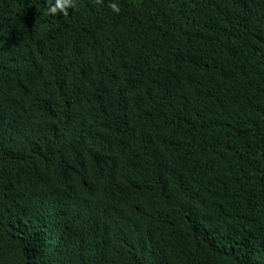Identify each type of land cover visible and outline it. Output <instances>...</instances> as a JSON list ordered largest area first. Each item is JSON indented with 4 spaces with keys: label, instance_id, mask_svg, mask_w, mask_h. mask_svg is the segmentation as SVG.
<instances>
[{
    "label": "trees",
    "instance_id": "obj_1",
    "mask_svg": "<svg viewBox=\"0 0 264 264\" xmlns=\"http://www.w3.org/2000/svg\"><path fill=\"white\" fill-rule=\"evenodd\" d=\"M48 7L0 0V264H264V0Z\"/></svg>",
    "mask_w": 264,
    "mask_h": 264
},
{
    "label": "clouds",
    "instance_id": "obj_2",
    "mask_svg": "<svg viewBox=\"0 0 264 264\" xmlns=\"http://www.w3.org/2000/svg\"><path fill=\"white\" fill-rule=\"evenodd\" d=\"M48 3V11L50 13L55 14L60 11L63 14L67 15L69 8L74 5V0H54V2L53 0H48ZM110 6L114 11H120L118 4L115 2H113Z\"/></svg>",
    "mask_w": 264,
    "mask_h": 264
}]
</instances>
